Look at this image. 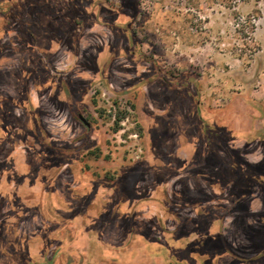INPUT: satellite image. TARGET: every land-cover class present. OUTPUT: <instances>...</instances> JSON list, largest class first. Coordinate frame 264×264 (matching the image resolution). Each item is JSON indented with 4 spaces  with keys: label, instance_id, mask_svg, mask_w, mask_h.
Listing matches in <instances>:
<instances>
[{
    "label": "flooded vegetation",
    "instance_id": "af4514ba",
    "mask_svg": "<svg viewBox=\"0 0 264 264\" xmlns=\"http://www.w3.org/2000/svg\"><path fill=\"white\" fill-rule=\"evenodd\" d=\"M62 3L63 0H0V83L6 79L2 67L9 58V65L15 67V74L9 76L19 83L13 94L0 90V141L3 135L19 126L20 132L14 136L20 143L41 153L58 152V156H39L22 171L13 165L12 156L0 152V259L14 258L15 264H39L38 259H42L41 264H56L54 259L61 251L71 256L74 237L70 226L73 225L81 241L90 243L89 249L109 244L106 234L109 229L103 227H123L122 238L116 241V246L132 243V247L137 242H145L146 258L153 256L158 259V264H229L232 259L243 264H264V244L260 236L259 243L253 246V254L243 257H237L223 238L226 218L234 212L249 210L247 197L254 186L264 194V169L247 165L232 150L231 140L221 138L212 119L203 116L197 87L189 90V82L195 77L190 74L169 76L165 72L160 75V70L152 69L151 74L142 73L137 81L128 83L125 90L114 91L104 72L118 57V51L100 48L91 60L97 73L96 80L81 91L72 92L68 80L50 74L51 68L55 67L54 55L49 52L50 46L45 47L43 42H54L53 27L50 24L37 27L45 31V37L39 38V31L33 30L32 26L41 19L37 12H43L45 18L55 7L62 8ZM76 25L73 22L72 26ZM123 29V38L128 44L123 53L131 62L135 50L129 43L133 44V38L128 27ZM23 33L26 36H22ZM72 38L74 43L76 37ZM139 56L141 61L144 60L143 55ZM150 78H158L170 88H184L197 120L191 129L177 125L176 137L170 140L172 148L165 156L154 150L158 140L152 130L135 119V86ZM37 82H45L51 88L52 99L63 95L64 102L59 105L67 108L69 118L82 130L78 141L67 139L64 145L56 146L63 141L46 129L40 108L31 94L30 85ZM92 83L103 86L94 88ZM88 90L91 91L90 104L94 107L91 112L82 106ZM104 97L106 104L101 105ZM21 116L25 118V126L19 122ZM55 119L54 116L50 118L52 129H63L68 133L76 129L68 120L62 125ZM106 120L109 122L105 129L110 136L105 138L104 144L110 143L113 147L115 142L116 146L122 147L113 156L108 151L103 152L99 142L87 146L89 132ZM71 141L76 145L69 144ZM215 145L219 147L215 148ZM218 151L224 154L232 170L211 169ZM88 153L92 154L93 160L112 157L115 163L91 169L87 163ZM140 159H145L146 172L135 180L134 166L130 167V164ZM74 162L78 163L76 171L83 180L79 182L82 187L71 188L61 182L58 191L67 196L56 206L52 197ZM165 162L169 170H166ZM154 168L158 172L153 183L136 187ZM88 170L89 178L85 176ZM172 178L176 179L174 186H168ZM47 200L51 201L49 207L44 206ZM139 202L146 204L147 219L142 221L137 219ZM185 210H189L191 218H182ZM34 215L39 218L36 225L33 224L35 233L14 237L11 228L30 224L27 219ZM259 219L264 221V212ZM188 226L190 228H184ZM56 229L63 235L57 240L56 250L48 252L55 242L52 234ZM31 237L33 239H29ZM250 237L252 241L254 236ZM87 253L92 251L84 255ZM105 253L96 250L95 254L102 257ZM126 253L133 256L134 252ZM84 255L78 253L77 257L83 259Z\"/></svg>",
    "mask_w": 264,
    "mask_h": 264
},
{
    "label": "rangeland",
    "instance_id": "374dc122",
    "mask_svg": "<svg viewBox=\"0 0 264 264\" xmlns=\"http://www.w3.org/2000/svg\"><path fill=\"white\" fill-rule=\"evenodd\" d=\"M100 2L63 0L62 8L55 7L50 16L46 15L45 18L43 12L35 10L36 15L41 17L32 24L33 30L39 31L37 37H45V31L37 27H46L47 24H50L55 32L54 42L49 43L45 40L43 42L45 47L50 46L52 50L49 52L54 55L55 67L51 68V76L68 80L72 92L81 91L97 78L91 60L100 48L104 51L112 49L118 51V57L104 72L114 91L125 90L128 83L132 80L137 81L142 73L151 74L152 69L160 70V75L163 72L169 76L193 75L195 80L189 82V90L197 87L203 116L212 119L216 129L220 131L221 138L231 140L229 143L232 150L236 151L237 156L247 165L261 166L264 169V0H100ZM93 16H96V19ZM73 22H76V27L72 26ZM122 27L126 29L128 27L133 38V44L129 43L130 48L135 50L131 62L123 53L128 44L123 38ZM22 36L26 34L23 33ZM73 36L76 37L74 43ZM139 54L144 56V60H140ZM10 59L3 62L5 67H2V72L6 74V79L0 83V90L13 94L19 83L9 76L15 74V67L9 65ZM92 85L94 88L103 86L94 83ZM30 87L46 129L63 141L56 146L64 145V140L67 139L78 141L82 130L72 118H69L67 108L59 105L64 102L63 95L52 99L51 88L49 89L45 82L31 84ZM135 87V119L152 130L155 139L158 140V146L154 150H157L158 155L160 153L161 156H165L172 148L170 140L176 137L177 125L191 129L197 123L192 113L194 106L189 96L185 95L184 88H170L158 78H150L146 83L142 81ZM90 95L91 91L88 90L82 106H86L91 112L94 107L90 104ZM109 96L112 94L109 93ZM105 97L101 105L106 104ZM53 116L56 117V122L62 125L68 120L76 129L69 133L63 129H52L49 123ZM19 122L23 126L26 125L23 116ZM107 122L109 120L101 123L99 127L92 128L87 146L92 147L99 142L103 152L108 151L110 156H113L122 147L116 146L115 142L113 147L110 143L104 144L105 138L110 136L109 131L105 129ZM18 127L3 135L0 141V152L12 156L13 165L19 167L18 170H25L39 156H58L57 151L41 153L20 143L14 136L20 132ZM112 139L115 137L112 136ZM117 140L119 141V138ZM72 141L69 144L76 145ZM217 147L219 146L215 145V148ZM216 154L211 169L215 171L233 169L221 151ZM87 155V163L91 169L97 166L109 167L115 163L112 157L93 160L92 154ZM140 160L130 164V167L134 166L132 175L135 180L146 172L143 162L145 159ZM164 164L166 170H169L168 164L166 162ZM77 166L78 163L74 162L69 172L58 183L52 197L56 206L57 202L67 196L58 191L61 182L69 184L71 188L82 187L79 182L82 183L83 180L77 176ZM157 172L155 168L151 169L146 173L144 181L138 183L136 187L152 184ZM89 174L88 170L85 176L89 178ZM175 180L170 179L168 186H174ZM259 190L254 186L252 194L247 197L250 200L249 210L232 213L226 218V225L223 227L224 241L237 257L252 255L253 246L259 243L258 236L264 244V221L259 219V215L264 212V194ZM49 201L45 202V207H49L51 203ZM145 207V202L137 204L138 220L147 219ZM188 212L189 210L183 211L182 218H191ZM27 220L30 224L23 223L20 227L11 228L14 237L30 236L35 233V225L39 218L34 215L29 216ZM103 228L109 229L106 233L109 244L100 245L98 249L95 247L89 249L90 243L81 241L75 227L71 225V235L74 237L71 256L68 257L67 253L61 251L54 262L158 264V259L153 256L146 258L145 242H137L132 247H130L132 243L116 246L122 238L123 227ZM184 228L188 229L190 226ZM52 235L55 242L49 246L48 252L56 250L57 240L61 239L63 233L56 229ZM250 236H254L252 241ZM96 250H103L106 253L100 257L95 254ZM87 251L92 253L85 256L84 253ZM126 251H133V256ZM78 253L84 255V258L77 257ZM0 262L15 264L16 261L9 257L0 259ZM40 262L42 259H38L39 264ZM229 264L243 263L238 259H232Z\"/></svg>",
    "mask_w": 264,
    "mask_h": 264
}]
</instances>
